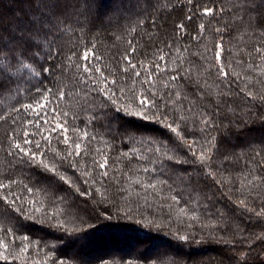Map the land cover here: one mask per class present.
<instances>
[{"label": "trees", "instance_id": "1", "mask_svg": "<svg viewBox=\"0 0 264 264\" xmlns=\"http://www.w3.org/2000/svg\"><path fill=\"white\" fill-rule=\"evenodd\" d=\"M151 2L147 0V4ZM222 5L230 7V0L215 3L168 0L163 10L149 8L148 12L140 13L136 0H97L93 29L76 28L75 35L69 32L56 62L70 65L73 71L79 65L81 75H87L83 73L86 66L83 56L87 52V66L92 68L93 79L98 80L101 87L117 81L113 90L134 89L136 97H150L157 90L163 95L166 83L176 74L179 60L187 57L200 65L201 71L209 64L213 66L212 79L207 84L213 100L220 91L214 83L218 81L216 73L223 68L229 76L221 87L226 88L230 82L232 89L224 99L234 111L225 110L218 119L234 120L242 129L224 141L229 159L220 170L219 178L234 181L236 187L242 188L243 195L237 193L230 197L226 192L229 182L223 188L212 180L201 183L200 188L209 199L201 198L195 211L197 218L189 219L193 213L188 209L193 205L186 206L183 201L177 205L171 200L172 193L162 191L157 195L135 183L140 177L145 183L157 177L155 172H143L144 167L155 168L156 165L137 159L138 142H129L123 133L113 139L109 127L101 128L90 121V113L76 118L79 102L72 95L70 80L65 81L68 97L61 101L57 91L55 97H50L47 111L40 112L39 107L44 104L43 90L51 86L52 80L46 79V73L33 77L21 72L20 84L12 86L13 89L19 87V94L13 91L11 95L0 97V115L8 117L13 107L21 109L19 116L12 112L15 122L13 119L0 121V140L5 146V151L0 152V180L8 183L9 171L15 172L10 178L17 181L15 194L23 198L18 203L25 212L35 207H41L42 212L27 220L0 201V242L7 246V251L0 247V253H11L9 259L0 264H52L53 259L57 264L60 261L67 264H171L173 260L175 264H239V257L244 253H249V264L257 253L260 254L258 264L264 262V241L257 239L264 235V216L256 215L264 208V184L260 182L264 178V101L260 99L264 96V33L260 29L250 31L236 27L226 14L221 19ZM206 8H213L216 15H204ZM37 11L34 0H0V31L11 36V23L27 20L29 13ZM112 15H117L113 16V23L105 25V18ZM188 16L193 19L188 20ZM181 23L185 26L183 32L178 27ZM201 24L205 26L203 30L199 27ZM218 28L225 30L218 32ZM217 50L221 51L219 63L215 59ZM73 52L76 56L70 61ZM197 53L205 54L207 62ZM93 56L99 57V61ZM125 56L130 57L134 68ZM187 60L184 68L191 67ZM47 66L44 63V67ZM97 67L106 81L95 72ZM137 72L141 73L139 78ZM249 91L255 99L247 95ZM24 104L33 107L22 109ZM65 112L67 117L63 115ZM112 122L113 131L117 127L120 132H147L146 135L161 140L171 136L159 125L123 115L114 114ZM57 123L61 129H56ZM25 132L33 141L29 147L34 148L35 142H40L37 155L49 163L72 152L69 159L78 161L81 171H88L91 176L82 177L81 171L68 166L67 162L61 170L78 181L87 195H80L39 168L19 171L16 161L9 164L7 146L22 143ZM65 136L69 138L68 145L63 143ZM76 143L81 144L80 155H76ZM181 151L186 153V146ZM125 152L129 153L128 157L123 155ZM105 161L106 167L101 168L100 164ZM105 171L107 176L103 175ZM25 185L33 191L29 193ZM48 187L57 192L55 200L51 191H44ZM3 194L4 190H0V196ZM64 195H70L67 204L60 201ZM240 199L246 200L247 207L234 202ZM181 207H185L187 215L180 212ZM53 214L55 220L49 219ZM60 222L64 223V228L55 227ZM25 235L29 241L21 239ZM180 235H195L201 242H182L178 239ZM25 243L29 245L28 250L21 252ZM250 245H255L251 251Z\"/></svg>", "mask_w": 264, "mask_h": 264}, {"label": "snow or ice", "instance_id": "2", "mask_svg": "<svg viewBox=\"0 0 264 264\" xmlns=\"http://www.w3.org/2000/svg\"><path fill=\"white\" fill-rule=\"evenodd\" d=\"M215 3L218 0H209ZM97 0H34V4L38 9L35 13H29L28 19H20L9 25V32L11 36L0 31V97L5 94L11 95L13 91L19 94V87L13 89V85H19L23 77L21 72L31 74L33 77L47 74L46 79H51L52 84L47 89L43 90L44 104L39 107L40 112H46L47 106L51 102L50 97H55L59 91V99L61 101L68 97V84L65 81L71 82L72 95L79 102V112L76 118L84 113H90V121H95L98 127H109L110 134L113 139L116 135L123 133L129 142H138L140 145V153L137 159L146 161L149 164L156 165L155 168L144 167L143 172H155L157 177L149 179L146 183L143 177L138 178L135 183L140 185L145 190H152L157 195L162 191L172 193L171 200L179 205L181 201L187 205H193L188 209L193 215L189 219L195 220L196 208L200 206V199H209L206 193L200 188L201 183H206L208 180L214 181L216 185L223 188L226 182L225 179L219 178V172L224 169L225 162L229 159V154L225 151L224 141L230 140L234 132L242 129L234 120L218 119V115L225 110L234 111L230 109L224 97L231 92V83H227L226 88L221 85L228 81L229 73L220 68L216 76L218 81L214 82L215 87L220 89L216 98H210L211 92L207 88L208 81L212 79L213 67L209 64L208 68L201 71V66L184 57L179 60L176 66V74L172 75L165 85L163 95L161 90L152 92V95L136 97L134 89L120 88L118 91L113 90V85L117 81H113L111 85L106 84L104 87L100 86L98 80L93 79L94 73L92 68L87 66L89 54L86 52L83 56L86 66L83 67L81 75L80 66L76 65V70L73 71L71 66H66L63 62L57 63V57L61 56L62 42L69 32L75 35V29L83 30L88 27L92 28V21L95 16V7ZM192 3V0H189ZM168 0H152L151 4H147V0H136V8L140 13L148 12L149 8H158L163 10L167 7ZM221 19L226 14L236 27H244L250 31L260 29L264 33V0H230V7L225 8L223 5L220 9ZM206 16H215L213 8H206L203 10ZM113 16H108L104 20V24H112ZM192 16H188V20H192ZM155 26V20L152 21ZM178 27L183 32L185 26L181 23ZM200 29H204L201 24ZM227 27V25H225ZM104 27H100L102 30ZM225 28H218V32L224 31ZM196 39V37H193ZM220 48V45H217ZM95 49L93 48V51ZM135 51V49H133ZM179 52V49H177ZM210 51V50H209ZM200 59L207 62V57L203 53H197ZM76 53L73 52L69 57L71 61ZM93 59L99 61V57L93 56ZM163 59V57H161ZM217 63L221 60V51L217 50L215 53ZM125 60L131 65L129 56H125ZM191 65L189 68H184L185 61ZM48 66L44 67V63ZM135 67V65H131ZM127 71V70H126ZM96 73L101 74V79L107 80L103 76L100 68L95 69ZM205 73L207 74L205 76ZM222 74V77H221ZM141 73L137 72L136 76L139 78ZM59 85V87H58ZM41 91L37 89V92ZM243 91V89L241 90ZM248 96L256 97L251 91L247 93ZM139 103L136 104V100ZM264 101V96L260 97ZM32 104L22 105V109H31ZM2 110V109H0ZM15 112L17 116L21 114V109L12 108L8 117L0 115V121L7 122L8 119L15 118L12 116ZM55 114V110H53ZM123 115L130 118L142 120L146 123L156 124L167 130L171 134L166 139H157L156 137L146 135L147 132L140 131H124L120 132L117 127L112 130L113 115ZM67 117L68 113H63ZM258 119L262 117L258 116ZM39 119V117H37ZM56 129H61L62 126L57 123ZM67 131V129H62ZM25 139L22 143H9L7 146L6 157H10L9 164L16 161L19 166L18 170L36 167L43 172L53 176L59 182L67 185L68 188L73 189L80 195H87L81 190L78 181L71 179L66 171L61 169L64 167V162L67 165L81 171L78 161L69 159L72 152L69 151L66 155L60 156L59 161L49 163L46 159H41L37 155L41 148L40 142H35V146L29 147L33 143L30 140L29 133L25 132ZM85 136L88 134L85 133ZM63 143L68 145L69 138L64 137ZM199 145L197 148L196 146ZM186 146L187 152L181 151ZM76 155H80L81 144H75ZM5 151V146L0 140V152ZM55 152V149H52ZM136 153V149H133ZM46 156V153H41ZM125 157L129 153H123ZM221 157H223L221 159ZM107 161L100 164L101 168H105ZM180 165L181 167H177ZM15 175V172L9 171L8 183L0 180V190H4V194L0 196V201L4 205L10 206L15 212L20 213L27 220H31L35 213H41V207L29 208L25 212L24 207L18 203L22 197L15 194V187L17 181L10 177ZM104 176L108 172L103 173ZM82 177L91 176L88 171H81ZM155 180V182H153ZM87 182V181H86ZM264 184V178L260 181ZM249 183H254L249 180ZM180 185H183V190H180ZM27 191L31 193L32 187L25 185ZM45 192H52V199L55 200V192L51 187L44 189ZM230 197L237 193L243 195V190L236 187L234 181L229 182V187L226 189ZM195 194V198H194ZM137 195H139L137 193ZM70 195L60 197L63 203L68 202ZM259 198V196L257 197ZM107 202V201H106ZM241 207H247L246 200H234ZM248 211H254V208H247ZM180 212L187 215L185 207L180 208ZM257 216H264V208L256 212ZM55 220V214L49 217ZM55 227L64 228L63 222L56 223ZM23 241H29L27 235L21 237ZM178 239L186 243H200L201 241L195 235H180ZM258 240L264 241V235L257 237ZM0 247H4L7 251V246L0 242ZM29 245L25 243L20 249L21 252H26ZM255 245H250V251ZM11 255V253H9ZM9 255L0 253V261H7ZM259 253L251 257V264H258ZM52 264H57L56 260H52ZM60 264H67L66 261H60ZM175 264V260L171 262ZM187 264V262H185ZM239 264H249V253H244L239 257ZM264 264V262H259Z\"/></svg>", "mask_w": 264, "mask_h": 264}]
</instances>
